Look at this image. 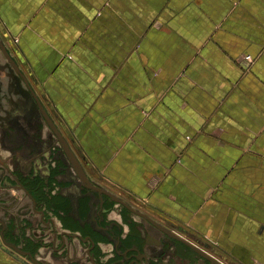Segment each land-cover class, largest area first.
<instances>
[{
    "label": "crops",
    "instance_id": "1",
    "mask_svg": "<svg viewBox=\"0 0 264 264\" xmlns=\"http://www.w3.org/2000/svg\"><path fill=\"white\" fill-rule=\"evenodd\" d=\"M0 42L86 175L264 264V0H0ZM2 55L0 129L35 149L50 132Z\"/></svg>",
    "mask_w": 264,
    "mask_h": 264
},
{
    "label": "flooded vegetation",
    "instance_id": "2",
    "mask_svg": "<svg viewBox=\"0 0 264 264\" xmlns=\"http://www.w3.org/2000/svg\"><path fill=\"white\" fill-rule=\"evenodd\" d=\"M35 115L39 129L46 122L40 110ZM47 127L35 149L13 127L0 129V239L11 251L29 264H229L77 162L83 182Z\"/></svg>",
    "mask_w": 264,
    "mask_h": 264
},
{
    "label": "water",
    "instance_id": "3",
    "mask_svg": "<svg viewBox=\"0 0 264 264\" xmlns=\"http://www.w3.org/2000/svg\"><path fill=\"white\" fill-rule=\"evenodd\" d=\"M0 52L3 54L4 58L6 59V61L8 62V64L11 66V68L14 70V72L17 74V76L20 78V80L23 82V84L25 86V89L27 90L29 96L33 100L36 108L41 111L42 116H43V119L46 122V125L51 128V130L53 131V133L57 137V140H58L61 148L63 149V151L66 154L67 158L71 162V164H72L75 172L82 179V181L86 183L85 175L79 169V167L77 166V161H76L75 157L73 156L72 152L70 151V148H69L67 142L61 136V134L59 133V131L57 130V128L55 127V125L53 124V122L51 121V119L48 117V115L44 111V108H43V106H42L39 98L34 93V91L32 90L31 86L29 85L28 81L25 79V77L23 76V74L19 70V67L17 66L16 62L11 58V56L7 52V49L5 48V46H3L1 44V42H0Z\"/></svg>",
    "mask_w": 264,
    "mask_h": 264
},
{
    "label": "rangeland",
    "instance_id": "4",
    "mask_svg": "<svg viewBox=\"0 0 264 264\" xmlns=\"http://www.w3.org/2000/svg\"><path fill=\"white\" fill-rule=\"evenodd\" d=\"M41 122V121H40ZM44 125V123L43 122H41V123H39V126H43ZM41 147V146H40ZM25 150H27V149H20V153L21 154H23L24 156H27L28 155V153L30 152V151H28V152H25ZM61 151V150H60ZM43 153V152H42ZM47 152H45V153H43L42 155H44V157H46V158H48V154H46ZM55 154L57 153V152H54ZM52 154V153H51ZM75 154L77 155L78 154V152L76 151L75 152ZM56 158L58 157V158H60V156L57 154L56 156H55ZM8 158V157H7ZM70 171V170H69ZM19 174H21V175H23L22 173H19ZM12 193L13 194H16V192L15 191H12ZM24 233H25V231H24ZM15 234V233H14ZM8 236V233H6V237ZM40 256H41V254H39Z\"/></svg>",
    "mask_w": 264,
    "mask_h": 264
},
{
    "label": "built area",
    "instance_id": "5",
    "mask_svg": "<svg viewBox=\"0 0 264 264\" xmlns=\"http://www.w3.org/2000/svg\"><path fill=\"white\" fill-rule=\"evenodd\" d=\"M245 59L251 61L249 56H246Z\"/></svg>",
    "mask_w": 264,
    "mask_h": 264
}]
</instances>
